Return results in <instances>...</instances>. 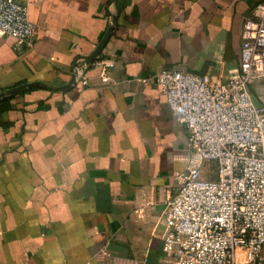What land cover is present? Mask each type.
<instances>
[{"label": "crops", "instance_id": "0c3cea01", "mask_svg": "<svg viewBox=\"0 0 264 264\" xmlns=\"http://www.w3.org/2000/svg\"><path fill=\"white\" fill-rule=\"evenodd\" d=\"M17 1L38 35L31 48L0 36V94L44 87L22 92L0 128V264H171L163 204L188 137L156 76L237 73L242 25L264 0ZM112 27L96 61L115 86L89 65L88 86L53 90Z\"/></svg>", "mask_w": 264, "mask_h": 264}, {"label": "built area", "instance_id": "2783aa9c", "mask_svg": "<svg viewBox=\"0 0 264 264\" xmlns=\"http://www.w3.org/2000/svg\"><path fill=\"white\" fill-rule=\"evenodd\" d=\"M254 11L241 28L239 71L227 80L179 68L156 76L188 137L180 186L163 204L171 264H264V2ZM37 35L28 5L0 0V36L31 48ZM91 65L115 86L108 64ZM88 66L73 68L84 86Z\"/></svg>", "mask_w": 264, "mask_h": 264}, {"label": "water", "instance_id": "95a60500", "mask_svg": "<svg viewBox=\"0 0 264 264\" xmlns=\"http://www.w3.org/2000/svg\"><path fill=\"white\" fill-rule=\"evenodd\" d=\"M114 25H115V23H114ZM112 31H113V27L108 31V33L106 34L104 39L101 41V43L98 46V48L96 49V51L90 57L85 58L83 60L85 65H91L92 63H94L99 58V56L101 55L102 51L105 49L106 45L108 44V41L111 38ZM76 83H77L76 76L73 75L72 80L69 83V85H67L65 87H62V88L53 89V90L65 91V90L70 89V87L76 85ZM37 87H44V86L41 83L35 82V83H29V84H26V85H21L19 87H15V88L9 89L5 93L0 94V102L5 100L8 97L19 95V94H21L22 92H24V91H26L28 89H33V88H37Z\"/></svg>", "mask_w": 264, "mask_h": 264}, {"label": "trees", "instance_id": "16d2710c", "mask_svg": "<svg viewBox=\"0 0 264 264\" xmlns=\"http://www.w3.org/2000/svg\"><path fill=\"white\" fill-rule=\"evenodd\" d=\"M23 95L22 93L16 96L8 97L5 100L0 102V128H6L9 126L8 123L5 122L4 116L17 109V98Z\"/></svg>", "mask_w": 264, "mask_h": 264}, {"label": "rangeland", "instance_id": "374dc122", "mask_svg": "<svg viewBox=\"0 0 264 264\" xmlns=\"http://www.w3.org/2000/svg\"><path fill=\"white\" fill-rule=\"evenodd\" d=\"M206 178H208V179H210V180H213V179H215L216 178V176L214 175V174H207L206 175Z\"/></svg>", "mask_w": 264, "mask_h": 264}]
</instances>
